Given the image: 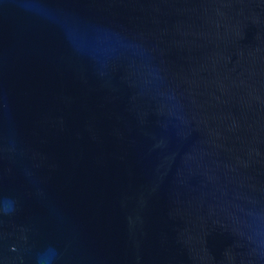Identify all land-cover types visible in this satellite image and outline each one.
I'll return each instance as SVG.
<instances>
[{
  "label": "water",
  "instance_id": "1",
  "mask_svg": "<svg viewBox=\"0 0 264 264\" xmlns=\"http://www.w3.org/2000/svg\"><path fill=\"white\" fill-rule=\"evenodd\" d=\"M0 264H264V0H0Z\"/></svg>",
  "mask_w": 264,
  "mask_h": 264
}]
</instances>
